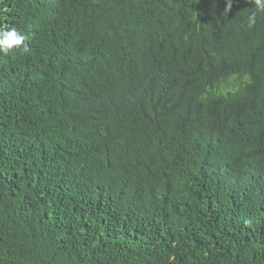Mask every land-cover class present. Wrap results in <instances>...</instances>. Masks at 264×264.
I'll return each mask as SVG.
<instances>
[{"label": "trees", "instance_id": "16d2710c", "mask_svg": "<svg viewBox=\"0 0 264 264\" xmlns=\"http://www.w3.org/2000/svg\"><path fill=\"white\" fill-rule=\"evenodd\" d=\"M252 6L0 0V264H264Z\"/></svg>", "mask_w": 264, "mask_h": 264}, {"label": "clouds", "instance_id": "9594fccd", "mask_svg": "<svg viewBox=\"0 0 264 264\" xmlns=\"http://www.w3.org/2000/svg\"><path fill=\"white\" fill-rule=\"evenodd\" d=\"M253 6V10L245 18V26L249 29L253 28L257 23L259 15H264V0H247ZM233 4V0H225V13H227ZM27 35L17 30L15 26H0V55H8L14 49H27L25 41Z\"/></svg>", "mask_w": 264, "mask_h": 264}]
</instances>
